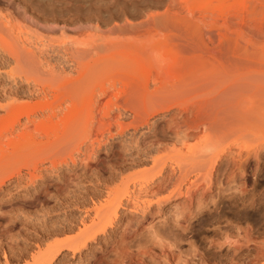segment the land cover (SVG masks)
I'll use <instances>...</instances> for the list:
<instances>
[{
    "label": "rangeland",
    "instance_id": "rangeland-1",
    "mask_svg": "<svg viewBox=\"0 0 264 264\" xmlns=\"http://www.w3.org/2000/svg\"><path fill=\"white\" fill-rule=\"evenodd\" d=\"M180 1L0 0V264H264V0Z\"/></svg>",
    "mask_w": 264,
    "mask_h": 264
},
{
    "label": "bare ground",
    "instance_id": "bare-ground-1",
    "mask_svg": "<svg viewBox=\"0 0 264 264\" xmlns=\"http://www.w3.org/2000/svg\"><path fill=\"white\" fill-rule=\"evenodd\" d=\"M170 1H171V0H170ZM173 2H174V0H173ZM175 2H176V1H175ZM180 2H181L182 4H185V5L189 6L191 3H192V4H193V3H196V0H181ZM171 4H172V3H171ZM185 5H184V6H185ZM175 6H176V5H175ZM179 6H180V5H179ZM177 8H178V7H177ZM171 9H172V8H171ZM178 9H180V8H178ZM186 10H187V9H186ZM175 12H176V11H175ZM177 12H179V11H177ZM177 12H176V13H177ZM181 13H182V11H181ZM186 13H187V12H186ZM190 13H192V12H190ZM170 14H172V12H171ZM173 14H174V13H173ZM174 15H175V14H174ZM177 15H178V14H177ZM209 15H210V14H209ZM209 15H208V17H209ZM223 15H224V14H223ZM169 16H170V15H169ZM171 16H172V15H171ZM182 16H183V15L181 14V18H182ZM221 16H222V15H221ZM221 16H220V17H221ZM178 17L180 18L179 15H178ZM178 17L176 16V18H178ZM249 17H250V16H249ZM249 17H248V18H249ZM174 18H175V17H174ZM190 18H191V17H190ZM193 18H194V16H193ZM164 19H165V18H164ZM200 19H201V18H200ZM209 19H210V20H209ZM241 19H243V17L240 18V20H241ZM185 20H186V19H185ZM185 20H184V21H185ZM245 20H246V19H245ZM165 21H166V20H165ZM170 21H172V19H170ZM170 21L168 20V22H170ZM184 21H183V22H184ZM186 21H187V20H186ZM207 21L211 22L210 24H214V22H215L216 20H215V17H209ZM237 21H239L238 18H237ZM168 22H166V23H168ZM183 22H182L180 25L184 24V26H185L186 29H187V28L189 29V27H191V26H192L191 24L193 23L192 21H191V22H192L191 24H190V23H187V22H184V23H183ZM204 22H205V21H204ZM242 22H243V21H242ZM244 22H245V21H244ZM244 22H243V23H244ZM246 22H247V20H246ZM170 23H172V22H170ZM173 23L175 24L176 22L174 21ZM173 23H172V24H173ZM205 23H206V22H205ZM226 23L228 24V22H226ZM229 23H231V21H230ZM237 23H238V22H237ZM177 24H179V22H177ZM210 24H209V25H210ZM225 25H226V24H225ZM203 26H204V25H203ZM193 27H194V26H193ZM193 27H192V28H193ZM228 39H230V38H227V39H226L227 42H232L231 40H233V39H231V40H228ZM211 41H212V39H211ZM231 44H232V43H231ZM229 45H230V44H229ZM28 125H29V124H28ZM71 127H74V126H71ZM72 129H73V128H72ZM43 213H44V212H43ZM81 222H82V221H81ZM25 223H26V222H25ZM95 227H96V226H95ZM95 227H94V228H95ZM58 231H59V230H58ZM78 240H79V239H78ZM75 241H76V240H75ZM72 244H73V243H72ZM67 245H68V244H67ZM67 245H66V246H67ZM68 246H69V245H68ZM61 247H62V246H61ZM64 247H65V246H64ZM47 260H49V259H47ZM47 260H46V261H47ZM50 261H51V260H50Z\"/></svg>",
    "mask_w": 264,
    "mask_h": 264
}]
</instances>
